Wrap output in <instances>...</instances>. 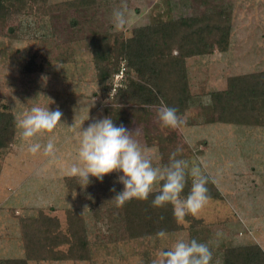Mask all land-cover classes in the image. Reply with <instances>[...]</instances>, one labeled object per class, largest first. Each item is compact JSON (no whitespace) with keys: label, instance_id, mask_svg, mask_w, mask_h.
<instances>
[{"label":"rangeland","instance_id":"374dc122","mask_svg":"<svg viewBox=\"0 0 264 264\" xmlns=\"http://www.w3.org/2000/svg\"><path fill=\"white\" fill-rule=\"evenodd\" d=\"M65 1L69 0H47L33 12L27 7L10 13L5 19L7 27L0 26V106L16 119L10 143L0 149V258L24 256L21 222L25 218L39 217L56 226L52 239L57 241L62 236L58 232L70 235L68 211L77 209L85 222L92 259L29 264H151L159 249L171 247L178 238H190V225L197 217L188 215L178 222L182 229L168 239L108 240L106 208H98L99 201L91 197L86 183L70 187L73 176L68 169L78 161L80 128L106 116L134 131V138L155 165L167 163L177 145L183 146V156L198 158L219 191L209 195L197 218L200 222L195 223L199 234L206 235L203 240L213 255L221 258L225 247L238 244L257 243L264 249V123L218 121L211 95L223 90L230 76L264 71V0H98L93 10L76 6L66 14L43 13ZM122 7L130 15L124 27L117 29L112 14ZM221 9H231L228 47L187 59L191 98L180 129L160 126L156 116L160 103H116L112 88L107 98L101 96L91 32L108 36L113 53L136 26ZM10 26L20 27V37L8 32ZM30 57L38 64L35 70L26 68ZM122 66L124 78L117 90L126 85L124 58L119 61V68ZM33 104H49L50 110L58 107L62 112L61 123L53 132L32 138L41 143L36 154L27 150L29 142L17 127V120ZM49 139L56 146L54 157L43 153ZM120 187L122 191L121 183ZM70 247L66 242L54 250L67 252Z\"/></svg>","mask_w":264,"mask_h":264},{"label":"trees","instance_id":"16d2710c","mask_svg":"<svg viewBox=\"0 0 264 264\" xmlns=\"http://www.w3.org/2000/svg\"><path fill=\"white\" fill-rule=\"evenodd\" d=\"M46 1L0 0V26L2 24V27H7L5 19L8 14L20 13L27 7L32 8L33 12L36 7H44ZM98 4V0H69L55 4L43 13L54 15L55 11H61L66 14L70 7L76 6L93 10ZM72 20L74 19L71 22ZM73 24L75 25V20ZM230 29L231 9L192 17L182 16L132 28L131 35L126 38L121 49L113 53L109 48L108 36L91 32L90 43L99 92L103 98L109 96L113 85L112 76L119 71V61L124 58L127 61L126 85L116 91L112 100L124 105H150L160 103L163 99L168 105L175 106L178 114L182 116L188 109L191 98L187 59L211 54L215 49L226 50ZM18 30L20 27H8V32L13 37H20ZM37 67L34 58L30 57L26 68L35 70ZM211 95L218 121L244 125L264 123V71L230 76L226 87L212 92ZM2 108L0 106V149L10 143L16 126L15 115ZM117 176L116 173L106 174L102 181L90 176V183L87 184L91 197L99 201L98 208H106L110 223L108 240L121 241L137 237L145 239L148 236L157 237L156 233L160 229L166 230L168 234L182 229L172 214L171 205L161 208L151 205L155 192L144 201L133 198L120 204L113 199L121 191ZM69 181L68 178L67 182ZM81 183L85 182L72 177L69 185L76 188ZM208 185L209 195L214 192L219 194L218 188L211 181ZM190 187L189 179L185 193ZM68 221L70 235L58 232L62 236L56 241L55 237L52 239V235H56L52 232L56 226L41 222L39 217L25 218L21 222L24 256L0 258V264H29L30 261L64 259L91 260L92 250L81 211L69 210ZM199 222V219H193L189 239L196 238L204 242L206 235L199 234L195 225ZM66 242L71 244L67 252L54 250L56 246ZM213 262L264 264V249L257 243L227 246L221 258L213 255Z\"/></svg>","mask_w":264,"mask_h":264},{"label":"clouds","instance_id":"9594fccd","mask_svg":"<svg viewBox=\"0 0 264 264\" xmlns=\"http://www.w3.org/2000/svg\"><path fill=\"white\" fill-rule=\"evenodd\" d=\"M114 26L119 29L127 23L130 11L126 7L113 11ZM49 105V104H48ZM47 106L33 104L17 120L20 135L28 141L27 150L36 154L41 150L39 141L32 138L51 133L61 123L62 112L57 107L50 110ZM156 116L162 128L180 129L184 120L175 106L160 100ZM78 161L68 169V174L77 177L87 184L89 177L102 181L106 174L117 172V181L123 190L116 193L113 199L123 204L130 199L148 200L152 195L151 205L156 208L171 205L172 214L178 222L191 215L199 218L201 210L207 205L210 196L208 183L211 177L206 173L198 158H187L182 155V145L169 155L168 162L155 165L153 159L145 154L134 131L122 123L116 125L111 116L94 119L86 128H80ZM43 153L54 157L56 146L51 139L43 145ZM189 179L191 187L185 193ZM157 185L159 186L157 189ZM115 191V189H113ZM217 237L221 233H216ZM156 236L168 239L166 230L160 229ZM213 251L208 243L196 238H178L171 247L159 249L151 264H212Z\"/></svg>","mask_w":264,"mask_h":264},{"label":"built area","instance_id":"2783aa9c","mask_svg":"<svg viewBox=\"0 0 264 264\" xmlns=\"http://www.w3.org/2000/svg\"><path fill=\"white\" fill-rule=\"evenodd\" d=\"M123 78H124V67L122 66L114 76V81L112 85L113 92H116L117 88L121 85V81Z\"/></svg>","mask_w":264,"mask_h":264}]
</instances>
